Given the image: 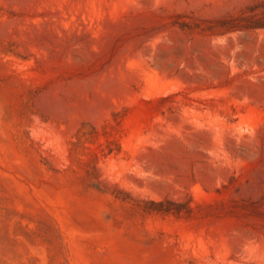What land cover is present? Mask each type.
I'll use <instances>...</instances> for the list:
<instances>
[{"label":"rangeland","instance_id":"374dc122","mask_svg":"<svg viewBox=\"0 0 264 264\" xmlns=\"http://www.w3.org/2000/svg\"><path fill=\"white\" fill-rule=\"evenodd\" d=\"M0 264H264V0H0Z\"/></svg>","mask_w":264,"mask_h":264}]
</instances>
